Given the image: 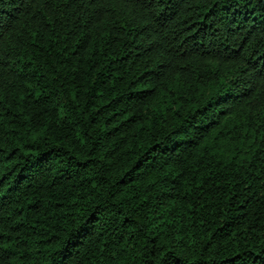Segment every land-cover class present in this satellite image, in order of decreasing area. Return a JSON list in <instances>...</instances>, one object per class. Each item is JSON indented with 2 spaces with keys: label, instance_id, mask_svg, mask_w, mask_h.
<instances>
[{
  "label": "trees",
  "instance_id": "obj_1",
  "mask_svg": "<svg viewBox=\"0 0 264 264\" xmlns=\"http://www.w3.org/2000/svg\"><path fill=\"white\" fill-rule=\"evenodd\" d=\"M0 264H264V0H0Z\"/></svg>",
  "mask_w": 264,
  "mask_h": 264
}]
</instances>
